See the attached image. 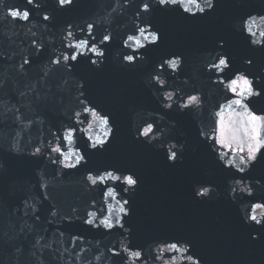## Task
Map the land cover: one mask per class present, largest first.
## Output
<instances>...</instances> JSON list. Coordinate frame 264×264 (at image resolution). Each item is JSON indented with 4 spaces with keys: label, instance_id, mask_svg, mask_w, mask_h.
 <instances>
[{
    "label": "water",
    "instance_id": "obj_1",
    "mask_svg": "<svg viewBox=\"0 0 264 264\" xmlns=\"http://www.w3.org/2000/svg\"><path fill=\"white\" fill-rule=\"evenodd\" d=\"M149 2L153 10L143 13L141 0H72L63 7L58 0H0V264H264V239H249L252 222L245 219L253 203H264V180L255 183L259 167L249 166L243 183H237L242 174L221 167L218 156L227 149L213 139L221 135V119L224 135L235 137L233 147L246 137L244 125L236 123L240 117L219 107L236 97L213 83L219 80L215 70H207L227 53L232 72L243 73L251 57L252 71L264 73V0H213L215 9H193L195 18ZM10 8L29 10L30 19L13 20L6 15ZM249 16L259 25L252 35L244 26ZM139 28L146 35L158 31L159 42L141 37L145 48L125 46ZM104 35L111 41L100 43ZM84 39L104 55L83 47L78 61L52 63ZM221 41H227L223 48ZM125 55H134L135 63ZM25 57L31 63L21 69ZM173 58L181 61L176 70L164 64ZM188 95L201 96V105L180 108ZM85 108L110 119L106 147H91L100 130ZM147 123L154 124L155 138L141 134ZM71 128L75 132L65 140ZM57 144L62 154L51 151ZM37 147L41 154L34 155ZM170 150L177 152L175 162L166 159ZM77 155L84 157L79 164ZM231 158L238 162V155ZM106 172L134 173L138 187L125 192L123 180L106 177L93 185L87 179ZM247 186L252 197L241 191ZM203 187L210 198L197 195ZM121 205L130 216L119 212ZM261 211L257 218L264 220ZM106 218L112 228L101 223ZM172 243L188 251H165L155 259L158 249ZM137 250L143 259L131 257Z\"/></svg>",
    "mask_w": 264,
    "mask_h": 264
},
{
    "label": "snow or ice",
    "instance_id": "obj_2",
    "mask_svg": "<svg viewBox=\"0 0 264 264\" xmlns=\"http://www.w3.org/2000/svg\"><path fill=\"white\" fill-rule=\"evenodd\" d=\"M29 4H35V0H27ZM59 5L61 7L65 5H70L72 0H58ZM154 3L157 8L161 11L167 10H177L183 9V13L187 14L186 18H195L197 13L193 11V9H198L199 13L207 14L206 10H214L216 4L213 0H154ZM39 7V5H35ZM172 6H176V8H172ZM152 9V3L149 0H141V7L139 8L140 12L149 13ZM7 16L11 17L13 20H23L27 22L30 19L31 13L29 10L24 9L21 10L19 8H10L7 13ZM50 17L45 15L44 20H49ZM249 20L251 23L245 22V27L247 32L252 35L253 27H259L256 24V20L254 17L249 16ZM261 21H264V16L260 17ZM88 34L91 37L92 41H95V36L92 35V31L94 28L93 24H89L88 26ZM139 36L136 35H128L127 39L124 41L125 46H130L129 42L135 44L139 49L145 48V45L141 42V37L144 40H150L151 43L156 44L159 42L160 36L157 32H148L147 35L146 29L139 28L138 29ZM69 36L72 35L71 32L68 33ZM261 36H264V31L260 32ZM112 37L110 35H104L100 43L106 44L110 42ZM33 46L36 48L37 51L40 50L42 46H37L36 42L33 41ZM227 41L219 42V47L223 48ZM253 44L258 43V41L253 40ZM76 49L74 53L71 55H62V57H57L55 60L52 61L54 64H60L61 59L64 62L69 61H78L80 56H83V52H80L79 49L83 47H88L91 52L98 56H103L104 52L99 50L97 44L94 42H90L88 39H84L78 41L76 44L69 45ZM264 51V48L260 49ZM2 56V54H0ZM123 59L129 63H135L136 57L134 55H125ZM31 63L30 59L25 57L23 59V63L20 65L21 69L24 68L25 65H29ZM93 65L97 64L98 61L91 60ZM181 61L179 58H173L171 60L165 61L164 64L169 65L173 70L177 69V66L180 65ZM244 63L248 66L244 72H240L239 70L232 72V58L227 54L223 53L215 57L212 63H210L207 67L208 71H213L218 74L219 80L213 81V83H220L225 86L226 91L229 92L232 96H235L236 99H232L230 97L226 98V104L219 106L222 110L227 108L228 110L234 112L237 116L240 117V120L236 123L244 125L243 135L246 137V140H240L236 143V147H233V141L235 137L229 139L224 135L223 131V121L221 119V135L219 138L213 137L215 139L216 144L219 147L226 148L227 151L223 153H219L218 159L221 163V167L228 170H235V173L242 174L241 180L237 181V183H243V177L247 175L246 169L249 170H256L259 167L260 175L255 180V183H260V181L264 180V135L261 134V129L264 128V73L254 72L252 68L254 67V60L251 57H246ZM164 64L161 65V68L164 67ZM71 67V65H68ZM226 72H230L231 75H226ZM249 77H252L250 79ZM156 82L158 85L163 88L166 86L165 81L161 80L159 76L155 77ZM0 87H3L2 82H0ZM82 87V86H81ZM172 93H169L166 99H172ZM202 103V97L199 95H188L185 102L179 105L180 108L183 109H191L192 107H199ZM256 105H260L259 111L262 113L261 115H257ZM166 107L171 108V105H166ZM239 109L241 111L237 112L236 110ZM18 111V110H17ZM85 113H88L92 116V118L97 122L100 130V134L96 135L94 138V142L91 144L92 148H97L98 146L103 148L106 147V138L110 136L113 130L109 127L110 119L107 116L100 115L95 108H85ZM77 116L80 113H76ZM217 116L222 117V111L217 113ZM250 126V127H248ZM75 132V128H71L68 130L67 135L65 136V140H70L73 133ZM154 124L147 123L146 127L144 128L143 132L141 133L144 136H153L154 137ZM89 139H93L89 137ZM175 148V145H173ZM52 152L57 154H62V149L59 144L56 147L51 149ZM34 155L41 154V149L37 147L35 149ZM232 155H238V162L231 158ZM226 157H228L226 159ZM67 158V157H66ZM84 159L83 156L77 155L76 164H79ZM166 159L175 162L178 159L177 152L174 150H170L169 153L166 154ZM57 161H53L56 163ZM63 163V161H59ZM68 167H74V165H67ZM106 177H111L113 180L120 181L123 180V183L127 185L124 189L125 192L135 190L138 187V177H135V174H129L125 176H118L113 175L112 172H106L105 175L99 176H92L91 174L88 175L87 179L93 184L102 183ZM242 192H245L248 197H252L254 195L252 186H247L246 188L241 189ZM232 192L235 193L236 189L233 188ZM113 190L109 189L107 195L112 196ZM197 195L201 198L208 197L210 198V189L207 187H203ZM119 203V202H118ZM123 204H129L128 200H124ZM257 210L261 211V216H264V203H253L251 205L250 213H246L245 219L250 220L252 223L248 225L251 231L248 233L249 239L255 241L257 239H264V220L257 218ZM35 211V210H34ZM119 212L123 213L124 216H130L129 209L125 208L123 205L119 207ZM91 216L92 213H89ZM40 217L36 216V220H39ZM86 223L92 224V220H87ZM108 228H112L113 225L110 219H105L101 221ZM116 225L123 228L124 224L121 223V218L117 217ZM259 226V227H257ZM257 233V235H253V233ZM39 243V241H37ZM180 251L186 252L188 251L187 248H180L178 247L177 243H172L166 245L164 248L158 249L159 255L155 257V259H161L163 253L165 251ZM114 256H119V253L113 250L112 253ZM131 257L135 258L136 260L143 259V252L140 250L131 252ZM188 260L193 261V256H188ZM194 264H199V261H194Z\"/></svg>",
    "mask_w": 264,
    "mask_h": 264
}]
</instances>
